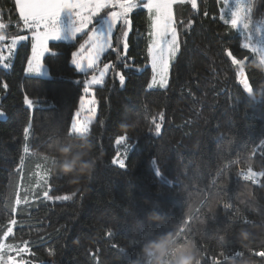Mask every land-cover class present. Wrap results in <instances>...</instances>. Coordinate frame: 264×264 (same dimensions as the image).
I'll return each mask as SVG.
<instances>
[{
  "label": "trees",
  "instance_id": "16d2710c",
  "mask_svg": "<svg viewBox=\"0 0 264 264\" xmlns=\"http://www.w3.org/2000/svg\"><path fill=\"white\" fill-rule=\"evenodd\" d=\"M245 1L252 8L248 30L256 33L264 25V0ZM197 5L174 7L181 44L167 88L148 87L146 10L132 14L131 59L122 62L112 50L103 56L102 65L116 67L93 90L97 115L86 136L95 144L98 163L90 180L70 183L52 167L59 147L80 151L78 135H68V129L93 71L79 73L70 54L86 37L50 43L55 54L44 57L48 78L27 74L31 39L20 43L10 68L0 65V110L6 115L0 119V234L10 219L17 220L5 243L22 249L12 253L18 263L149 264L142 247L174 233L170 264L184 245L195 249L199 264H264V178L253 183L238 176L249 156L254 171L264 167V71L253 66L261 64L264 50L256 34L251 44L258 52L243 49L242 31L220 20L231 18L235 0ZM0 22L6 43L12 36H30L15 0H0ZM118 35L119 29L114 46ZM227 49L249 57L244 73L258 98L243 91L240 69ZM118 72L125 76L123 85ZM125 134L132 149L121 168L113 163L115 141ZM45 190L75 195L50 201ZM242 230L249 239L242 240Z\"/></svg>",
  "mask_w": 264,
  "mask_h": 264
},
{
  "label": "snow or ice",
  "instance_id": "6c2138e0",
  "mask_svg": "<svg viewBox=\"0 0 264 264\" xmlns=\"http://www.w3.org/2000/svg\"><path fill=\"white\" fill-rule=\"evenodd\" d=\"M179 2L190 3L193 9L198 7L197 0H179ZM227 2L228 0H224V3ZM15 3L19 20L23 24V29L28 31L30 36H12L11 43L5 46L11 54L12 50L21 41L31 39L32 55L27 65V71L30 73H40L43 70L44 64L42 60L45 53L55 54L52 53L49 48V41L61 40L62 29L59 26L61 14L65 11L71 13L74 21L72 39L76 40L77 36L80 34L86 37V39L79 44L78 49L71 52V63L80 72H85L86 70L93 71L91 77L84 82V93L90 92L92 85L103 84L104 77L108 74L109 68L114 69L116 67L115 64L105 63L99 75L95 74V69L98 67L100 57L104 52L112 50L116 53L117 59L122 62L125 58L131 59L127 55L130 47L128 36L132 31L131 14L136 9H145L149 16V28L146 33V58L152 70V78L148 87H168L169 71L173 61L180 52L181 44L178 37L176 20L173 16V5L177 3V0H15ZM105 9H108V11L104 12ZM251 11L252 8L250 5L246 6L241 0H238L237 8L230 19H225L224 16H220L219 18L225 25L230 26L232 30L240 28L241 25L244 29H249L251 25L249 13ZM102 12L107 16V19L104 21L107 25L106 31L100 30L96 20V17L100 16ZM205 15H207V13H205ZM117 26H119V35L114 46L112 38L114 31L117 30ZM3 27L4 25L0 24V28ZM5 40L6 36L0 34V42ZM243 49L249 50L252 53L258 52L251 44H244ZM226 55L230 58L231 63L240 69L238 77L243 91L246 94L258 98L259 95L254 90L253 83L244 73L245 61L248 60L249 57L243 55L238 58V54H235L231 49L226 50ZM260 63L264 64V54H260ZM122 66L125 68L129 67L127 63H122ZM117 75L119 76L121 85H123L125 76L119 72ZM5 87H7V85H5ZM262 90H264V87H262ZM93 103L95 102L93 101ZM28 104L31 105L32 101L29 100ZM75 116L78 117L79 112H77ZM160 119L161 121L163 120L162 115ZM154 131L156 135L160 134V123L155 124ZM88 132L89 125L87 123H81L75 118L72 119L68 129V135H87ZM127 138V134H125L119 136L115 142L119 145ZM24 151L27 152L28 148L25 147ZM113 163L118 164L121 168L125 167L124 159L115 158ZM253 163L252 157L249 156L246 161V167L239 170L238 176L242 177L244 180L259 183L260 179L264 178V167L259 171H254ZM156 175H160L159 171L156 172ZM44 183L47 184V180H45ZM74 195L75 193L53 196L49 194L48 190L43 192V197L50 201H67L72 199ZM21 202V198L17 195L15 205H20ZM23 203H28L26 198L23 200ZM224 207L228 209L232 208L233 205L225 203ZM12 211H16L15 206ZM8 223L9 226L0 234V264H18L12 253L15 252L19 254L22 249L11 243H5V241L13 235L12 226L17 224V220L12 218Z\"/></svg>",
  "mask_w": 264,
  "mask_h": 264
},
{
  "label": "clouds",
  "instance_id": "9594fccd",
  "mask_svg": "<svg viewBox=\"0 0 264 264\" xmlns=\"http://www.w3.org/2000/svg\"><path fill=\"white\" fill-rule=\"evenodd\" d=\"M264 71V65H253ZM80 151L73 152L72 146H61L56 150L53 170L68 178L70 183L90 180L97 167L95 144L86 135H78ZM155 216V214H153ZM242 240L249 239V233L241 231ZM174 233L165 234L157 240L149 241L141 249V255L150 257L149 264H170L169 255L176 242ZM131 264H142L141 261H132ZM174 264H199L194 248L181 246V251ZM235 264V261H233Z\"/></svg>",
  "mask_w": 264,
  "mask_h": 264
},
{
  "label": "rangeland",
  "instance_id": "374dc122",
  "mask_svg": "<svg viewBox=\"0 0 264 264\" xmlns=\"http://www.w3.org/2000/svg\"><path fill=\"white\" fill-rule=\"evenodd\" d=\"M241 2L247 6V3L245 0H241ZM179 0H177V3L173 5V16H174V19H175V15H174V7L175 5L179 4ZM235 10L237 8V3H238V0H235ZM141 9V8H139ZM139 9H136L135 11L139 10ZM143 9V8H142ZM145 10V9H144ZM234 10V11H235ZM108 9H105L104 12H107ZM134 11V12H135ZM104 12H102L100 14V16L96 17V20L98 22V26L100 28V30L102 31H106L107 29V25L104 23V21L107 19V16L104 14ZM133 12V13H134ZM132 13V14H133ZM132 14H131V21H132ZM148 14V13H147ZM149 17V16H148ZM231 17H232V14H231ZM1 24V22H0ZM59 26L61 27L62 29V37H61V40L59 41H49V45L50 43L52 42H75L76 40H73L72 39V32H73V28H74V21H73V18H72V15L69 11H65L61 14V17H60V20H59ZM1 29L0 28V34H1ZM119 29V26H117V30L114 31L113 33V37L114 35L117 33ZM242 31V34L244 36V44H251V41L253 40L254 38V35L257 36V43H259L263 50H264V25H261L257 30H256V33L255 32H249L248 29H244L243 26L241 25L240 28H238ZM131 33V32H130ZM129 33V35H130ZM30 35V34H29ZM83 34H80L77 36L80 37L82 36ZM66 38V39H65ZM76 38V39H77ZM113 39V38H112ZM128 39H129V36H128ZM22 42V41H21ZM20 42V43H21ZM11 43V40H9L8 43H6V40L5 41H2L0 42V47H1V53H0V65L4 68H10L11 65H12V62H13V59H14V56L16 54V51H17V48L18 46L20 45V43L12 50V53L10 54L9 53V50L8 48L5 46L6 44H10ZM252 45V44H251ZM254 48H256L257 50L259 49L258 45L256 46H253ZM109 51V50H108ZM104 52L101 57H100V61H99V64H98V67L95 69V74L96 75H99L100 71L103 70V66L104 64L102 65L101 64V61H102V58L103 56L108 52ZM48 53H45L44 56H43V60H42V63L44 64V57L47 55ZM86 55V53H85ZM86 63V61H85ZM73 65V64H72ZM74 66V65H73ZM75 67V66H74ZM151 67V66H150ZM111 68H109V71H108V74L110 72ZM79 73H82V74H85V73H88L89 71H92V70H86L85 72H80L79 70H77ZM27 74L30 75V76H33V77H40V78H48L50 76L49 74V71L47 69V67L45 66L44 64V68L43 70L40 72V73H30L27 71ZM93 74V73H92ZM90 74L88 76L87 79H89L91 77ZM108 74L104 77V81L106 79V77L108 76ZM86 79V80H87ZM85 80V81H86ZM102 85V84H101ZM101 85H92L91 87V90L90 92L88 93H85V95L82 97L81 99V102H80V107H79V110L77 112H79V116H75L74 115V118L75 119H78L81 123H87L89 125V128H90V124L95 120L96 118V115H97V108H98V105H97V102H96V99H95V96H94V88L98 87V86H101ZM152 88H160L159 86H154ZM93 101L95 103H93ZM91 109V111H90ZM76 112V113H77ZM75 113V114H76ZM6 115L0 110V119H5ZM128 142H122L121 144H117V155L115 158H120V159H124L125 160V163H126V159L128 157V154L130 152V150L132 149V145L128 146L127 145ZM121 146V147H120ZM116 164V163H114ZM118 165V164H116ZM119 166V165H118ZM20 264V263H18Z\"/></svg>",
  "mask_w": 264,
  "mask_h": 264
}]
</instances>
